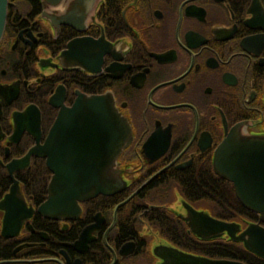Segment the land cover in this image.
Returning a JSON list of instances; mask_svg holds the SVG:
<instances>
[{
	"label": "flooded vegetation",
	"instance_id": "obj_1",
	"mask_svg": "<svg viewBox=\"0 0 264 264\" xmlns=\"http://www.w3.org/2000/svg\"><path fill=\"white\" fill-rule=\"evenodd\" d=\"M78 95L110 96L126 123L113 163L119 183L49 212L42 205L53 174L86 176L71 169L80 161L96 176L107 173L102 131L87 121L84 146L75 137L81 124L65 116ZM55 121L51 171L44 141ZM236 126L264 135V0H7L0 264H164L173 252L214 258L205 244L226 236L202 239L189 224L201 212L245 225L228 219L229 187L212 167Z\"/></svg>",
	"mask_w": 264,
	"mask_h": 264
},
{
	"label": "water",
	"instance_id": "obj_2",
	"mask_svg": "<svg viewBox=\"0 0 264 264\" xmlns=\"http://www.w3.org/2000/svg\"><path fill=\"white\" fill-rule=\"evenodd\" d=\"M6 9L7 0H0V38L5 26ZM65 116L70 118L71 122L81 124L74 128L76 132L79 131V135L75 137L83 140L84 146L88 145L85 139L86 133L90 131L84 126L87 121L91 120L92 131H102V138H106L103 147L107 150V173L96 176L84 167L87 164L85 161H80L77 164L81 163L83 167L71 169L87 173L86 176L62 178L53 174L47 182V198L42 205L43 209L49 212L66 211L76 206L78 200L97 192H112L119 183L113 163L114 157L125 143L122 130L125 129L126 123L115 110L111 97L78 95L70 110L65 111ZM57 127L55 121L44 141L48 155L45 163L51 171L55 170L52 147ZM31 153H36L35 147ZM71 165H74V161ZM212 167L219 177L231 183L236 200L242 207L256 214V220L247 221L241 227L237 222L215 219L200 212L197 215L199 224L190 223V230L202 239L217 238L224 234L227 240L239 242L245 250L264 259V226L261 224L264 222V135H243L238 132L237 126L232 128L215 149ZM164 258L168 259L164 264H244L238 260L176 252L168 253Z\"/></svg>",
	"mask_w": 264,
	"mask_h": 264
},
{
	"label": "trees",
	"instance_id": "obj_3",
	"mask_svg": "<svg viewBox=\"0 0 264 264\" xmlns=\"http://www.w3.org/2000/svg\"><path fill=\"white\" fill-rule=\"evenodd\" d=\"M220 185L224 187L230 186L227 184L225 180L220 179ZM227 188L229 191L228 203L222 200L220 197V206L219 212L228 214L227 210H224L223 207H227L225 203L229 204V199L232 201L234 205V216H231V220L235 221H243L244 223L247 221H254L256 219V214L253 212L243 208L236 200L233 199L231 190ZM224 218H227L226 216ZM242 219V220H241ZM205 254H208L214 258H227L232 260H238L243 262L244 264H264L263 259L257 257L253 253L245 250L239 242H230V240L220 239L219 243H208L205 244Z\"/></svg>",
	"mask_w": 264,
	"mask_h": 264
}]
</instances>
